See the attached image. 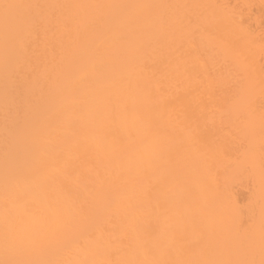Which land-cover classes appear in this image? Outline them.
<instances>
[{
  "label": "bare ground",
  "instance_id": "bare-ground-1",
  "mask_svg": "<svg viewBox=\"0 0 264 264\" xmlns=\"http://www.w3.org/2000/svg\"><path fill=\"white\" fill-rule=\"evenodd\" d=\"M0 3L184 6L10 10L39 13L38 33L0 18V261L259 264L264 0ZM127 16L150 22L139 47L105 31ZM25 202V251L6 255L5 210Z\"/></svg>",
  "mask_w": 264,
  "mask_h": 264
},
{
  "label": "snow or ice",
  "instance_id": "snow-or-ice-1",
  "mask_svg": "<svg viewBox=\"0 0 264 264\" xmlns=\"http://www.w3.org/2000/svg\"><path fill=\"white\" fill-rule=\"evenodd\" d=\"M83 8V7H110V8H151V7H184V6H156V5H21V4H10V3H0V9H3L2 20L4 23L6 35L10 28H17L27 25L29 29L33 32L38 33L41 24L43 22V18L39 15V13L31 14L26 17L23 16H13L10 14V10L12 9H21V8ZM196 7H205L211 8L213 10L226 7L219 5H199ZM234 20L235 14H232L231 17H218L217 21L220 24H224L225 21ZM73 23V18L71 16L61 15L57 24L63 28L65 33H70L71 24ZM190 25L189 31L185 34L188 38L192 40V43L195 45L197 39L200 38L201 32L203 30V25L199 23L198 20L188 21ZM150 22L148 20H142L137 17L127 16V17H113L104 21L105 31L110 34L109 39L114 43H121L128 46L139 47V38L140 35L144 32V30L149 26ZM126 25V26H125ZM239 95L237 96V100H239ZM262 121H264V116H262ZM262 133H264V124H262ZM260 169L261 175L264 176V150H262V155L260 159ZM22 212L15 218L14 223H11L8 219V210H5V253L6 255L10 250H14L18 255H23L25 251V239H26V218L31 216L33 213L29 204L25 202L22 206ZM252 249H249V254L252 253ZM260 260L259 264H264V227H262L261 231V245H260ZM0 264H48L46 261L37 260V259H24V258H16V259H6L0 261ZM183 264H257V261L254 258L249 259H233V258H224V259H215V260H202L195 262H183Z\"/></svg>",
  "mask_w": 264,
  "mask_h": 264
}]
</instances>
